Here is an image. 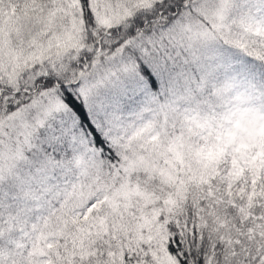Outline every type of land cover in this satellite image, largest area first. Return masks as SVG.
Returning a JSON list of instances; mask_svg holds the SVG:
<instances>
[{
	"label": "snow or ice",
	"instance_id": "obj_1",
	"mask_svg": "<svg viewBox=\"0 0 264 264\" xmlns=\"http://www.w3.org/2000/svg\"><path fill=\"white\" fill-rule=\"evenodd\" d=\"M0 264H264V0H0Z\"/></svg>",
	"mask_w": 264,
	"mask_h": 264
}]
</instances>
